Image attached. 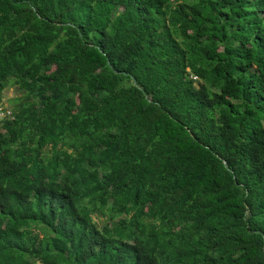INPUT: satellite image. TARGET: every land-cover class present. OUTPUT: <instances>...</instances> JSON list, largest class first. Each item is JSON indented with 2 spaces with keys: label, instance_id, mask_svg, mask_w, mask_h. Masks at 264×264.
Returning <instances> with one entry per match:
<instances>
[{
  "label": "trees",
  "instance_id": "1",
  "mask_svg": "<svg viewBox=\"0 0 264 264\" xmlns=\"http://www.w3.org/2000/svg\"><path fill=\"white\" fill-rule=\"evenodd\" d=\"M9 87L0 264H264V0H0Z\"/></svg>",
  "mask_w": 264,
  "mask_h": 264
},
{
  "label": "rangeland",
  "instance_id": "2",
  "mask_svg": "<svg viewBox=\"0 0 264 264\" xmlns=\"http://www.w3.org/2000/svg\"><path fill=\"white\" fill-rule=\"evenodd\" d=\"M193 80H196V78H193ZM18 92L16 91L15 88H12V87H9V88H6L3 92V98H2V104L11 108L10 106V103L8 102L10 99H13L15 98L16 96H18Z\"/></svg>",
  "mask_w": 264,
  "mask_h": 264
},
{
  "label": "built area",
  "instance_id": "3",
  "mask_svg": "<svg viewBox=\"0 0 264 264\" xmlns=\"http://www.w3.org/2000/svg\"><path fill=\"white\" fill-rule=\"evenodd\" d=\"M12 119V112L9 107L0 103V122Z\"/></svg>",
  "mask_w": 264,
  "mask_h": 264
},
{
  "label": "water",
  "instance_id": "4",
  "mask_svg": "<svg viewBox=\"0 0 264 264\" xmlns=\"http://www.w3.org/2000/svg\"><path fill=\"white\" fill-rule=\"evenodd\" d=\"M135 81V80H134Z\"/></svg>",
  "mask_w": 264,
  "mask_h": 264
}]
</instances>
